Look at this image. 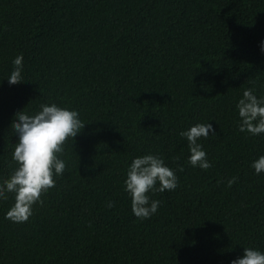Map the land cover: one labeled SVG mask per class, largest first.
<instances>
[{
    "label": "trees",
    "instance_id": "obj_1",
    "mask_svg": "<svg viewBox=\"0 0 264 264\" xmlns=\"http://www.w3.org/2000/svg\"><path fill=\"white\" fill-rule=\"evenodd\" d=\"M262 41L264 0H0V183L17 167V111L56 104L85 124L26 222L6 218L14 193L0 199V264H231L244 248L264 253V172L251 166L264 133L240 132L236 108L249 88L264 99ZM21 54L24 81L9 85ZM198 123L216 133L198 140L207 170L188 163L180 136ZM145 155L178 185L149 192L160 205L141 220L124 182Z\"/></svg>",
    "mask_w": 264,
    "mask_h": 264
},
{
    "label": "clouds",
    "instance_id": "obj_2",
    "mask_svg": "<svg viewBox=\"0 0 264 264\" xmlns=\"http://www.w3.org/2000/svg\"><path fill=\"white\" fill-rule=\"evenodd\" d=\"M260 50L264 53V41L261 42ZM22 62V54L13 60L14 70L7 79L9 85L24 81L21 76ZM40 108L34 115L17 111L11 123V131L18 137L12 153V161L17 167L9 179L0 183V199L7 200L6 193L15 194L14 204L6 213V218L16 223L26 222L32 216L34 204H43L42 195L55 187L54 177L65 171V162L58 158V154L63 153V146L68 139H74L85 126L77 111L60 108L56 104L41 105ZM236 108L241 121L240 132L252 136L264 133V99H258L249 88L243 92ZM210 132L211 135L216 134L211 124L198 123L180 133L188 142V163L191 166L202 170L212 166L202 145L198 143L199 139H206ZM251 166L256 174L264 172V156L259 157ZM180 170L183 171L182 168ZM235 181V177L231 178L228 186L231 187ZM124 184L131 198L133 215L144 220L155 214L160 205V201L150 200L148 193L153 190L161 193L175 190L178 179L161 157L145 155L132 161ZM157 184L159 187H156ZM114 206V203L109 202V208ZM231 264H264V253L244 248L242 258L233 260Z\"/></svg>",
    "mask_w": 264,
    "mask_h": 264
}]
</instances>
